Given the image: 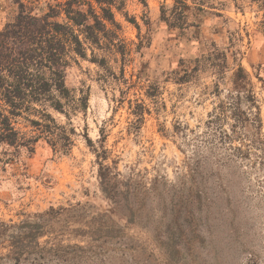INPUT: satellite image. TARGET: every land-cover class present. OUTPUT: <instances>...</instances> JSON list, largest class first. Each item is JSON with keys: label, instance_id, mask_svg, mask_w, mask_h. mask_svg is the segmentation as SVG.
Segmentation results:
<instances>
[{"label": "rangeland", "instance_id": "obj_1", "mask_svg": "<svg viewBox=\"0 0 264 264\" xmlns=\"http://www.w3.org/2000/svg\"><path fill=\"white\" fill-rule=\"evenodd\" d=\"M66 1L0 0V31L22 3L42 16ZM111 1L124 53L104 38L65 71L72 93L89 96L87 109L67 116L37 101L13 118L21 135H37L32 120L47 108L70 131L71 149L55 151L46 136L0 142V219L63 208L54 227L66 230L64 243L86 247L75 259L25 264H264L263 151L243 140L244 156L232 155L222 131L235 122L220 108L236 102L251 114L258 105L264 139V0ZM241 132L258 136L251 125ZM98 228L113 236L93 240Z\"/></svg>", "mask_w": 264, "mask_h": 264}, {"label": "trees", "instance_id": "obj_2", "mask_svg": "<svg viewBox=\"0 0 264 264\" xmlns=\"http://www.w3.org/2000/svg\"><path fill=\"white\" fill-rule=\"evenodd\" d=\"M95 2L98 7L91 0H68L56 6L50 5L49 11L42 16L26 12L22 3L16 19L0 31V96L4 102L3 105L0 104V142L12 146H29L46 136L55 151L67 152L71 149L74 141L70 131L58 124L47 108L42 110L41 120H32L39 126L40 134L37 135H21L14 125L13 118L22 115L37 101H43L45 104L48 102L51 107L67 116L70 113L68 109H87L89 96L82 93L77 97L66 84L65 71L70 57L73 54L86 57L87 45L101 47L104 38L109 40V44L122 50V53L125 50L119 40L118 30L121 25L112 11V1ZM62 13L66 16L63 21L58 19ZM25 41L28 45L19 46ZM11 76L13 80L10 79ZM238 78L241 87H245L247 77L243 69H240ZM247 98L255 100L250 93ZM220 108L226 120L231 117L235 122L231 131H222L224 143L229 145L232 155L243 154L242 147L246 146L243 140H249L252 145L261 146L263 154L259 155V158L264 160L260 107L256 105V110L251 114L243 111L236 102L223 103ZM250 125L256 129L258 135L251 139L241 132ZM236 128L241 130L240 145H235V138L232 137V134L238 133ZM110 171L109 166L101 165L99 174L102 183H110ZM112 178L117 179V174ZM114 188L116 186H111L109 191ZM64 210L51 207L48 211L28 215L19 222L0 219V264H25L48 255L65 260L81 257L86 247L64 243L66 230L54 227ZM32 217L36 219L33 220ZM112 232L98 228L93 232V240L113 236ZM170 245L169 248H173L174 254L179 253L174 244Z\"/></svg>", "mask_w": 264, "mask_h": 264}]
</instances>
